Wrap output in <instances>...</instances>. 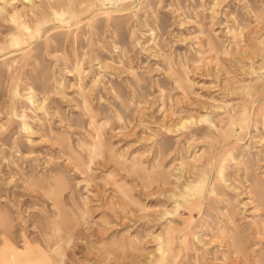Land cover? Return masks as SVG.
I'll list each match as a JSON object with an SVG mask.
<instances>
[{
    "label": "rangeland",
    "instance_id": "obj_1",
    "mask_svg": "<svg viewBox=\"0 0 264 264\" xmlns=\"http://www.w3.org/2000/svg\"><path fill=\"white\" fill-rule=\"evenodd\" d=\"M106 1L0 0V248L264 264V0Z\"/></svg>",
    "mask_w": 264,
    "mask_h": 264
},
{
    "label": "bare ground",
    "instance_id": "obj_2",
    "mask_svg": "<svg viewBox=\"0 0 264 264\" xmlns=\"http://www.w3.org/2000/svg\"><path fill=\"white\" fill-rule=\"evenodd\" d=\"M109 1V0H107ZM106 1V2H107ZM111 2V1H110ZM112 3V2H111ZM107 4V3H106ZM105 4V5H106ZM110 4V3H109ZM22 6V5H21ZM108 6V5H106ZM71 16V15H70ZM52 22V21H51ZM20 26V25H19ZM45 26V25H44ZM23 28V26H22ZM32 28V27H31ZM28 29V28H27ZM30 30V29H29ZM18 41V40H17ZM17 43V42H16ZM15 90V89H14ZM16 93V92H15ZM15 99V98H14ZM29 127V126H28ZM22 129V128H21ZM25 129V128H24ZM32 250L25 247L23 250L18 251L15 248L11 247L10 250H7V247L4 245L0 248V264H36L35 260L31 259Z\"/></svg>",
    "mask_w": 264,
    "mask_h": 264
}]
</instances>
